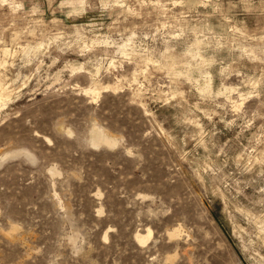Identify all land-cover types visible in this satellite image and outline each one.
I'll return each mask as SVG.
<instances>
[{
  "label": "rangeland",
  "instance_id": "rangeland-1",
  "mask_svg": "<svg viewBox=\"0 0 264 264\" xmlns=\"http://www.w3.org/2000/svg\"><path fill=\"white\" fill-rule=\"evenodd\" d=\"M0 264H264V0H0Z\"/></svg>",
  "mask_w": 264,
  "mask_h": 264
},
{
  "label": "bare ground",
  "instance_id": "bare-ground-1",
  "mask_svg": "<svg viewBox=\"0 0 264 264\" xmlns=\"http://www.w3.org/2000/svg\"><path fill=\"white\" fill-rule=\"evenodd\" d=\"M91 89V88H90ZM2 90V89H1ZM5 90V89H4ZM87 91V90H86ZM92 91L94 92H96L97 94H99V90H96V89H92ZM99 134V133H98ZM100 136V135H99ZM105 137H107L106 135H104ZM97 138V137H96ZM98 139V138H97ZM106 139V138H105ZM109 139H107V141H108ZM98 141V140H97ZM110 141V140H109ZM150 229H148V234L147 235H142V234H140L139 232L136 234V238L138 239V241H140V242H144L146 239H147V237L150 235ZM107 235L105 234V237H106Z\"/></svg>",
  "mask_w": 264,
  "mask_h": 264
}]
</instances>
